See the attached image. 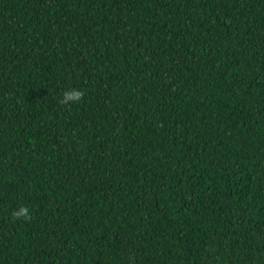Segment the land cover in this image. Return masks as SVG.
Here are the masks:
<instances>
[{
	"label": "trees",
	"instance_id": "trees-1",
	"mask_svg": "<svg viewBox=\"0 0 264 264\" xmlns=\"http://www.w3.org/2000/svg\"><path fill=\"white\" fill-rule=\"evenodd\" d=\"M0 264H264V0H0Z\"/></svg>",
	"mask_w": 264,
	"mask_h": 264
},
{
	"label": "clouds",
	"instance_id": "clouds-1",
	"mask_svg": "<svg viewBox=\"0 0 264 264\" xmlns=\"http://www.w3.org/2000/svg\"><path fill=\"white\" fill-rule=\"evenodd\" d=\"M83 96V93L79 90L73 89L71 91L65 92L63 96V103L69 104V103H75L78 102ZM28 213L27 208H22L18 213V217H23Z\"/></svg>",
	"mask_w": 264,
	"mask_h": 264
}]
</instances>
